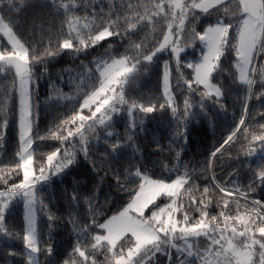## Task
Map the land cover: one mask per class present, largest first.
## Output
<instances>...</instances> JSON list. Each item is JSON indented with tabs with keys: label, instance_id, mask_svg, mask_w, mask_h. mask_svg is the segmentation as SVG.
Returning <instances> with one entry per match:
<instances>
[{
	"label": "snow or ice",
	"instance_id": "1",
	"mask_svg": "<svg viewBox=\"0 0 264 264\" xmlns=\"http://www.w3.org/2000/svg\"><path fill=\"white\" fill-rule=\"evenodd\" d=\"M65 56L74 67L58 75L68 74L70 91L52 86L41 101L39 80ZM161 62L158 94L145 99L136 81ZM229 101L242 109L238 122L200 171L190 168L177 149L194 128L225 119ZM257 106L264 109V0H0V148L16 142L0 167V264H264ZM42 107L56 111L42 119ZM156 113H170L174 125L171 166L158 139L154 160L139 142ZM121 122L123 133L114 131ZM238 140L250 178L241 184L238 167L222 182L216 162ZM105 185L129 196L110 216ZM61 221L70 252L56 246Z\"/></svg>",
	"mask_w": 264,
	"mask_h": 264
},
{
	"label": "trees",
	"instance_id": "2",
	"mask_svg": "<svg viewBox=\"0 0 264 264\" xmlns=\"http://www.w3.org/2000/svg\"><path fill=\"white\" fill-rule=\"evenodd\" d=\"M16 14H13L15 16ZM31 23V13H27L20 18V27L24 28L25 24ZM103 52V49H99L97 52L93 53V56L100 55ZM191 53V49H189ZM92 57H89L91 59ZM78 64L79 61H76ZM74 67L73 61L71 57L65 56L62 59L57 58L54 60L50 66L52 75L48 77L47 75L43 76L38 82V94L41 101H44L46 97L50 94V90L52 86H55L57 89H62L64 92H69L70 89L67 86L68 83V74L64 73L63 76H59L63 69H68ZM162 72V62L161 66L154 68L151 75L145 79L141 77L136 84L138 85V94H143L145 99L150 97L153 93H156L158 75ZM158 94V93H156ZM180 103L182 106V98H180ZM229 107L226 114V118L218 121L215 128L208 126L207 123L202 124L192 130L190 136L188 138V143L186 145H181L177 150L182 151V160L184 163L188 164L190 168H196L197 171H200L203 167L205 154L208 153L213 145H217L218 142H221L223 138H226L228 134V130L235 126V123L238 122L240 118V114L242 109L240 107H236L235 109L231 106V101L228 102ZM255 105L256 102L253 101ZM264 110L259 109V107H255L251 109L252 115L256 116V112ZM56 109H45L41 108L42 119L45 115H51L54 113ZM235 112V118H233V113ZM156 116L155 119H147L145 121V127L147 129L146 133H141L140 136V144L142 148H146L147 151L145 155H148L150 159H156V156L153 155L156 152V145L152 143L153 138L158 139L160 145L163 147V151L159 153L161 159L165 160V163H168L171 166L174 163V158L170 157L169 152L167 151V145L169 143L170 132L174 129V125L170 123V113L168 116L161 117L159 113L154 114ZM256 119L259 121V117L256 116ZM264 123V121H259ZM44 124L41 125L43 130ZM124 123L121 122L114 131L123 133L124 131ZM52 143V142H49ZM242 141L238 140L235 144H231L230 146H226L227 151L223 152L221 158L216 162L215 172L222 182L227 181L229 179V174L233 173L235 169L240 168L239 173V182L241 184H246L247 180L250 178V175L247 174V163L241 165V161L245 160V157L242 152H240ZM174 148H177L176 145H173ZM48 149H45L47 151ZM16 151V142L15 140H11L4 148H0V167H3L5 164H10L15 157ZM95 151V150H94ZM238 157V159H237ZM168 158V159H165ZM255 165L253 164V167ZM159 170V169H157ZM83 170L82 168H75L72 175L73 176H82ZM71 177L65 180L64 185L57 182L55 187L57 191L66 186L68 180ZM70 191V189H69ZM112 192V196L109 198L107 204H105V215H112L118 212L128 201L129 196L126 193H118L115 189L109 190L105 185L104 192ZM255 198L259 199V193L255 194ZM101 203H103V193L101 194ZM60 207V212L67 215L66 212V203L58 205ZM55 211V209H53ZM59 214V213H57ZM19 223V220H17ZM47 229L45 228V232ZM54 239L56 242V246L59 251L68 252L71 251L69 247L70 240L73 237L70 235V230L66 229L64 226V222H60V226L55 230ZM17 246H19L18 242ZM66 258V257H65ZM43 260V257H41Z\"/></svg>",
	"mask_w": 264,
	"mask_h": 264
}]
</instances>
